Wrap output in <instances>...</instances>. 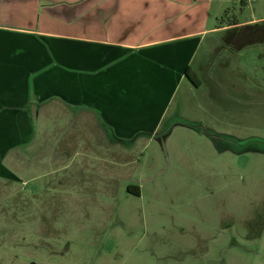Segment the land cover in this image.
I'll use <instances>...</instances> for the list:
<instances>
[{
    "label": "rangeland",
    "instance_id": "obj_1",
    "mask_svg": "<svg viewBox=\"0 0 264 264\" xmlns=\"http://www.w3.org/2000/svg\"><path fill=\"white\" fill-rule=\"evenodd\" d=\"M213 6L260 21L219 34L227 76L180 94L153 137L0 176V264H264V43L246 41L264 40V0Z\"/></svg>",
    "mask_w": 264,
    "mask_h": 264
},
{
    "label": "crops",
    "instance_id": "obj_2",
    "mask_svg": "<svg viewBox=\"0 0 264 264\" xmlns=\"http://www.w3.org/2000/svg\"><path fill=\"white\" fill-rule=\"evenodd\" d=\"M213 3L0 0V176L28 158L121 159L122 140L153 137L180 94L227 76L219 34L260 21L219 24ZM252 31L246 41L263 44Z\"/></svg>",
    "mask_w": 264,
    "mask_h": 264
},
{
    "label": "trees",
    "instance_id": "obj_3",
    "mask_svg": "<svg viewBox=\"0 0 264 264\" xmlns=\"http://www.w3.org/2000/svg\"><path fill=\"white\" fill-rule=\"evenodd\" d=\"M241 5H245V2L242 1ZM233 21H236V20L234 19ZM185 76L191 85H193L194 87L200 86V82L198 81V79L196 78V75L192 72V70L190 68H188L185 71ZM127 190H128V192L133 193L134 195L139 194L138 191H136V187H134L132 185L128 186Z\"/></svg>",
    "mask_w": 264,
    "mask_h": 264
},
{
    "label": "built area",
    "instance_id": "obj_4",
    "mask_svg": "<svg viewBox=\"0 0 264 264\" xmlns=\"http://www.w3.org/2000/svg\"><path fill=\"white\" fill-rule=\"evenodd\" d=\"M248 1V0H247ZM251 1H253V0H251Z\"/></svg>",
    "mask_w": 264,
    "mask_h": 264
}]
</instances>
